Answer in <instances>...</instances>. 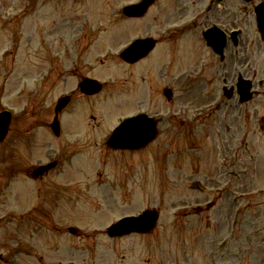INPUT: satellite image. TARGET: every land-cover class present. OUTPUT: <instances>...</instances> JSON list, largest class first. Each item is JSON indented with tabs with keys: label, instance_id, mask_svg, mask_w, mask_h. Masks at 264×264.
<instances>
[{
	"label": "rangeland",
	"instance_id": "obj_1",
	"mask_svg": "<svg viewBox=\"0 0 264 264\" xmlns=\"http://www.w3.org/2000/svg\"><path fill=\"white\" fill-rule=\"evenodd\" d=\"M135 1L0 0V111L13 113L12 131L0 144V264L15 250L13 264H264V180L258 175H264V166L262 170L258 164L264 124L256 120L264 112L261 98L232 110L236 118L228 120L230 133L221 130L214 116L197 115L196 110L216 98L211 97L214 86L209 93L204 82H210L209 75L220 65L192 32H177L173 43L160 45L164 56L151 54L134 67L119 63L117 52L126 41L148 33L145 25L152 13L133 22L118 16L123 5ZM204 1L184 0L183 9L175 13V2L163 0L161 6L166 3L170 10L162 25L159 19L153 23L152 34L194 16ZM257 45L264 53L261 43ZM182 61L189 62L188 69L205 66L198 78L183 84L187 69L181 68ZM111 64L110 71L102 68ZM88 75L107 83L101 95L84 101L75 97L69 116L62 117V137L56 140L47 123L40 126L41 119L50 121L57 97L74 90L77 94L80 77ZM164 86L173 90L169 102L162 95ZM141 101L143 108L138 107ZM148 103L147 111L157 116L179 112L176 126L190 121L181 129L187 132L184 140L165 145L167 134L160 133L153 146L138 155L106 152L102 139L112 126L134 107L146 111ZM247 112L250 116L244 117ZM220 134L228 152L240 150L235 169L242 174L244 168L241 181H224L227 149L217 142ZM80 135L84 141L76 142ZM66 141L69 166H58L51 181L25 175L58 157ZM50 146L55 152L47 150ZM249 155L256 159L248 160ZM193 180L206 187L204 194L188 189ZM61 183H68L69 191ZM218 187L220 195L214 191ZM244 190L251 194L234 208L232 200ZM207 201L214 203L210 210L183 211L184 204L202 202L205 207ZM135 205L159 209L155 230L146 236L107 239L106 227L123 215L136 214L131 211ZM68 226L77 227L78 236L68 234Z\"/></svg>",
	"mask_w": 264,
	"mask_h": 264
},
{
	"label": "water",
	"instance_id": "obj_2",
	"mask_svg": "<svg viewBox=\"0 0 264 264\" xmlns=\"http://www.w3.org/2000/svg\"><path fill=\"white\" fill-rule=\"evenodd\" d=\"M134 50H136L138 53L141 52V49H138V47H135ZM132 56H133L132 52H128L126 54V60L129 61V62H131L132 61L131 60L132 59ZM65 102L66 101L62 100L61 106H63L65 104ZM7 124H8L7 117L4 119V118H2V116H0V139L3 138V136L5 135V130L7 128ZM53 127H54V125H53ZM55 132H56V129H55ZM130 223L132 224V222H130Z\"/></svg>",
	"mask_w": 264,
	"mask_h": 264
},
{
	"label": "flooded vegetation",
	"instance_id": "obj_3",
	"mask_svg": "<svg viewBox=\"0 0 264 264\" xmlns=\"http://www.w3.org/2000/svg\"><path fill=\"white\" fill-rule=\"evenodd\" d=\"M257 3H259V4H263V3H264V0H259ZM257 3H255V4H257ZM255 4L253 3L252 8L255 6ZM241 10L247 11L248 8H247V7H242ZM245 15H246V17H247V14H245Z\"/></svg>",
	"mask_w": 264,
	"mask_h": 264
}]
</instances>
